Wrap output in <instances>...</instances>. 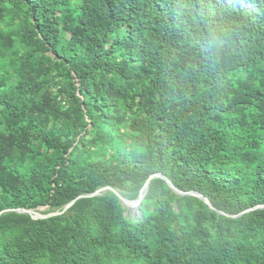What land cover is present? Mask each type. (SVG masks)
I'll list each match as a JSON object with an SVG mask.
<instances>
[{"label": "trees", "instance_id": "obj_1", "mask_svg": "<svg viewBox=\"0 0 264 264\" xmlns=\"http://www.w3.org/2000/svg\"><path fill=\"white\" fill-rule=\"evenodd\" d=\"M261 206L264 0H0V264H264Z\"/></svg>", "mask_w": 264, "mask_h": 264}, {"label": "water", "instance_id": "obj_2", "mask_svg": "<svg viewBox=\"0 0 264 264\" xmlns=\"http://www.w3.org/2000/svg\"><path fill=\"white\" fill-rule=\"evenodd\" d=\"M156 177L166 179V178H164L162 175H154V176H152V177L148 180V182L146 183V185L144 186V188L142 189L141 194H140V198H139V200H137V201H129V200H127L126 198H124V197H122V196H120V195H118V194H117V195L120 197V199L123 201V203H124L126 206H138V207H139V205L141 204L142 199L144 198V196H145V194H146V192H147V190H148V186H149V182H150V180H152V179H154V178H156ZM167 183H168V185H169V186H170V187H171V188H172L177 194H181V195H191V196H196V197H199V198H201V199H204L205 202L210 206V208L216 211V209H215L214 206L211 204V202H210L208 199L204 198L202 195H200V194H198V193H196V192H188V193L180 192L178 189H176V188L174 187V185H173L169 180H167ZM110 189H111V188H104V189H101V190L96 191V192L93 193V194L80 196V197H78L76 200H74V201H72L70 204H68V205L65 207V210H67L68 208H70V207H71V206H72V205H73L78 199L88 198V197H94V196H99L102 192H105L106 190H110ZM260 208H264V206H261ZM23 212H24V213H28V214H30L31 216L34 217V219H39V218H45V217H50V216L58 215V213H54V214H51V215H49V216H42V215H40V214H38V213H35V212H33V211H29V210H24Z\"/></svg>", "mask_w": 264, "mask_h": 264}, {"label": "rangeland", "instance_id": "obj_3", "mask_svg": "<svg viewBox=\"0 0 264 264\" xmlns=\"http://www.w3.org/2000/svg\"><path fill=\"white\" fill-rule=\"evenodd\" d=\"M125 207L127 208V212H126V215L128 217H138L140 215V212H139V209H138V206H126Z\"/></svg>", "mask_w": 264, "mask_h": 264}]
</instances>
